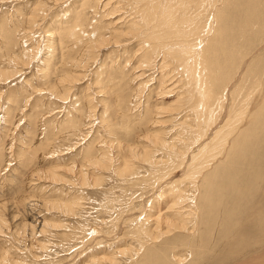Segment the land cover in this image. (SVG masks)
Here are the masks:
<instances>
[{"label": "rangeland", "instance_id": "1", "mask_svg": "<svg viewBox=\"0 0 264 264\" xmlns=\"http://www.w3.org/2000/svg\"><path fill=\"white\" fill-rule=\"evenodd\" d=\"M38 1L40 6L35 7ZM105 1L107 0H0V70L15 69L14 74L0 79V206H7L4 205L2 214L6 224L0 230V264H139L146 261L147 264H159V257L166 258L167 264H216V258L222 254L236 252L238 249L248 250L250 242L258 237L257 224L264 217V137L258 133L264 132L263 128L243 139L245 147L237 148L234 166L228 161L223 166L220 165V171L218 169L214 174L213 190L218 192V198L222 197L221 202L218 198L215 200L217 208L214 217L217 216L221 220L218 222L222 224L215 223L217 229L215 228L213 237H208L207 241L204 237L197 248H193L192 241L180 229H172L164 234L163 244L160 238L156 244L147 243L141 248L144 231L136 229L140 228L138 223L147 226L150 216L163 213L166 217L172 213L170 210L173 208L178 211L186 202L187 206L191 205L189 201L198 194V188L193 187V175H187L185 167L181 165L182 159L171 161L164 154H157L155 158L167 162L156 168L137 160L134 161L135 174L131 175H119L123 169L116 165L110 169L89 164L90 160L99 158L104 153L109 154L108 152L122 159L126 156L125 150L116 145H148L159 129L165 141L176 138V134L180 136L179 122L184 118L188 119L190 128L197 130L200 125L195 123L192 114L184 116L190 113V109L184 111V108L179 107L183 112L174 110L169 112L168 117H162V120L173 117L174 121L155 124L154 121L160 119L157 117L162 115L157 112L162 102L156 106L157 110L148 107L142 109L147 92L146 97L145 94L143 97L145 99L141 98V107H135L136 85L140 81H150L149 88L154 91L160 83L159 72L155 71L158 63L147 67L141 77H136L144 69L131 68L136 63L134 60L128 63L130 67L124 68V62L115 61V56L121 57L123 51L126 52L124 55L128 53L129 57L132 55L137 58V40L124 39L119 44L105 46L103 50L102 47L99 58L90 60L81 72L71 65L69 57L82 48L78 44L81 38L84 40L87 37L86 34H91L99 26L102 34L110 36L113 28L109 22L114 21L120 13L116 11L113 16H106L111 3L104 7ZM237 1L236 12L239 17L242 15L241 8L246 7L249 2L255 6L258 3L256 11L264 16V6L261 9L260 5L264 0ZM116 3L124 10L121 16H128L126 19L133 15L136 17L137 13L130 9V4L127 5L125 0H118ZM31 13L38 14V17L29 25ZM238 15L233 14L236 17L232 19H236L235 24H240ZM250 22L252 25L253 21ZM76 24H80L79 28ZM69 27H73V30L78 28L79 32L75 29L73 35L68 36L66 34L72 30ZM236 28L235 32L239 33L238 27ZM257 30L258 26L255 32ZM243 39L241 44L239 41L240 45L245 42ZM251 40L257 51L263 44L264 37L254 34ZM51 41L54 42L52 47L55 46L57 50L48 61L47 55L52 47L47 49V46ZM36 46L37 58L22 64L20 59L25 56L23 51ZM262 51L264 50L258 52V56L262 55ZM16 56L20 58L18 60L21 64L14 63ZM236 57L240 55L236 53ZM235 59L225 61L227 64L224 73L231 77L227 84L231 88L229 86L227 90L232 92L234 89L238 93L239 87L245 89L239 93L241 99L248 87V79L252 76L247 78L244 75V84L238 81L235 73L242 58L236 59L237 61ZM43 61L47 64L50 62L44 74ZM104 61L111 69L108 66L102 68L101 72L100 65ZM244 61H241L243 66ZM262 61L264 60L257 61L258 65L251 70L256 72L262 68ZM169 64V69L172 68L170 70L175 73L173 60ZM62 75L67 76L71 83L59 82ZM163 81L166 79L163 78L161 82L164 83ZM50 82L54 89H51ZM156 97L153 94L152 99ZM171 97L173 96L170 99ZM174 101L175 97L168 105H177L178 102ZM99 119H103V123ZM74 122L78 126L77 130L71 128ZM147 136L149 143L141 140H145ZM204 138L206 141V137ZM105 141L114 145L112 150ZM252 146L257 148L255 153L250 152ZM189 151L197 153L199 146L193 145ZM161 152L162 150L159 153ZM48 171H55L59 180L47 176ZM56 205L59 208H55ZM66 206H70L71 210L67 211ZM218 206L221 210L219 213ZM192 210L193 214L186 218L189 224L187 228L194 225L197 211L194 206ZM215 219L211 222L210 229H213ZM176 221L180 222L179 219ZM30 225L36 228L28 229ZM199 228L201 229V225ZM176 234L182 241L177 242L174 236ZM171 238L176 242L170 243ZM147 246L155 252L151 259H145L144 256ZM183 256H186L185 260H176Z\"/></svg>", "mask_w": 264, "mask_h": 264}, {"label": "bare ground", "instance_id": "2", "mask_svg": "<svg viewBox=\"0 0 264 264\" xmlns=\"http://www.w3.org/2000/svg\"><path fill=\"white\" fill-rule=\"evenodd\" d=\"M125 1L127 2V5L130 4L129 5L130 9L134 10L137 13L136 17L135 15H133L132 17L126 19L128 16H121L124 10L122 7H120V5H118V3H116L118 2V0H115V2L114 0L105 1L104 7L106 4L111 3L110 10L107 11L109 13L106 16L109 15L113 16V14H115L116 11H119L120 13V16H117V18L114 21L110 19L111 17L110 18L108 17V19L111 20L109 23L112 25L111 27L113 28L110 32L111 33L110 36H105L104 34H102L103 31L102 32L100 31L99 26H98L99 29L98 28L95 29L96 28L95 27L94 28L95 30L92 31L91 34H86L87 37L84 40L81 38L82 41L80 40L79 42L80 44H78V46L82 48L79 51H77L78 53L73 55L72 57H69V60L68 59L67 60L71 63L73 67L77 68L81 72L83 71V68H85L88 65L90 60H94L97 57L99 58V56L101 55L100 49L102 47L103 50L105 46L110 44L116 45L119 44L121 41H125V40H135V41L137 40L138 41L137 45L139 46V52L137 58L132 55H130L129 57L128 53L124 55L126 52L123 51L121 57L117 58L118 55L115 56L116 58L115 61L119 60L121 62H124L123 65L124 68L130 65V64L128 65V63L131 60H134L136 63L134 62L135 65L132 66L131 68L134 67V68L144 69V71L141 72L140 74H137L136 77L145 74L144 73L145 70L150 65L155 66L157 65L156 63H158V67L156 66L155 71L159 72L160 83L156 87L155 91L151 87L149 88V86L151 85V83H149L150 81L148 83H145V81H140L141 83L139 82L138 84L136 83L137 94L135 97L136 99L135 107L138 106L141 107V105L143 104L142 99H145L143 97L144 94L146 97V92H147V97L145 99L146 102L142 105L141 107L142 109L147 107L152 108V110L156 109V106L159 105V102H162V104L159 105V109L158 110L156 109L157 112L161 113L162 115L161 117H157L160 119L158 121H154L156 122L155 124L166 123L167 121L170 122L172 120L174 121L175 119H173V117H170V119L167 120H162V117L163 118L168 117L169 112H172L174 110L179 111L180 110L179 108H184V111H187L188 109L191 110L190 113L188 114L185 112L186 114L184 116L187 117L189 114H192L195 119V123L198 122V124L200 125L197 130H195L194 128H190L187 121L188 119L184 118L181 122H179L180 128L178 130L180 136L176 134L177 135L176 138L173 139L171 138L169 141H165L164 139H162V137L164 136H161V131L159 129L157 130L156 135H153L152 141H150V143L147 141L149 136H147L145 140L141 139L144 142L149 143L148 145L145 146L116 145L117 148L121 147V150L122 149L125 150L126 156L122 157V159L121 158L119 159L113 153H112L113 155H111V153L108 152L109 154L104 153L99 158L90 160L89 164L92 166L94 165L93 167L97 166L100 168H110V169L111 166L116 165L117 168L123 169V170L120 169L121 171L119 172V175H126V174L131 175V174H135L134 161L137 160H139L140 162L142 161L144 163H147L148 165H151V168H156V167H160L162 164H165L164 162H167L164 159L155 158V155L157 154H164L168 158L167 160H171V161H174L173 159L176 160L177 158L182 159L181 165L185 167L187 175L188 174L193 175V179H192L193 187H195V189L198 188L197 190L198 194L197 195L195 194V196L192 197L191 201H189L191 205L187 206L188 202H186L185 205H182L180 207V210L178 211H174L175 208L171 210L169 209L172 213H170L166 217L165 215L163 216V213H158L155 216L154 215L150 216L148 218L149 223L147 226H143V224L138 223L139 225L138 227L140 228H136V229L144 231L142 237L143 241L140 244L141 248L147 243L150 244L155 243L160 238H161L160 242L161 244H163L164 234L172 231V229H178V230L180 229V231L182 230L181 232L187 235V239L192 241L193 248H197L196 246H199L200 242L204 237H206V241L208 240V237H213V232L214 230L217 229L216 228L217 224L215 223H217L220 220L216 218L217 216L214 217L215 209L217 208L215 205V200L216 198L219 197V194H217L218 192L213 190L214 188L212 186L213 184L212 180L214 174L217 173L218 169H219L218 171H220L221 169L220 165L223 166V163L226 164L229 161L230 163H232V166H234L233 163H235L236 160L235 153L238 152L237 148L238 147L242 148V146L245 147V143H242L243 139L246 138L247 135L249 134L252 135L256 134L259 131V128L264 129V66L260 69H257V71L255 68L256 72L251 70L252 67H254L256 64L258 65L257 61H259L260 59L264 60V51L261 52L262 55L258 56L259 54L258 52L261 49L264 50V42L260 46V48L256 51V49L254 50L253 42L251 40L253 39L254 34H258L264 37V16L260 15L259 12L256 11V7L258 6L257 2H256L257 3L256 6L254 3H252L253 4L252 5L249 2L248 3L249 6L246 3L247 4L246 7L241 8L242 11L241 10L240 11L242 12V15L240 14L241 16L239 17L238 13L236 12V10L238 9L237 0H125ZM253 2L255 1L253 0ZM242 3L243 1L241 2L240 6L241 5L243 6ZM263 4L264 3L262 2L260 3L261 9L264 6ZM38 6H40L39 1L35 7ZM41 12L42 10L39 13L41 14ZM233 14L238 15L240 24L234 23L236 22V19L232 20L235 17L233 16ZM37 15L36 13L33 14L31 13V15L29 16V20H30L29 25H32L36 21L35 19ZM138 16L139 19L137 18ZM251 20L253 21L252 25L250 24ZM69 26L71 25L69 24ZM256 26H258L259 30L255 32ZM117 27L120 29H118ZM236 27H238L239 33L238 31L235 32V30L237 29ZM69 28H72V30H69L68 33L66 32L67 33L66 35L70 34V36H72L73 33L78 29L75 28L76 30L75 29L73 30V27H69ZM51 35H53V33ZM79 35H81V33ZM52 37L53 36H51V40ZM245 37H247L248 40ZM240 38L241 39L244 38L243 40L245 41L243 43L242 40L243 43L242 45H240L241 44ZM54 39L56 40L57 38ZM74 42L77 41L74 40ZM48 43L49 44L47 46V49L54 45V42L52 41ZM37 50L38 47L36 46V48L33 47L31 50L29 49L28 51H23V55L25 56L21 54V57L23 56L25 60H22L23 58L20 59L18 58V56H16L15 57L16 59L14 58L15 60L14 63L21 64V61H23L22 64L25 65L29 62L30 59L34 58L35 60L38 56V53H36ZM56 50H55V46L52 47L50 53H48L47 55L48 61H50L51 58L54 56ZM237 50L238 52H236ZM236 53L240 55V57H236ZM61 54H64V52ZM235 57L236 59L239 60L242 58L243 61L245 59L243 63L244 66L241 64L242 61L241 59L238 66V70L235 73V77L237 78V80L243 83L242 77L244 75H246L247 78L250 75L252 76V77L250 76L251 78L248 79V83H247L248 87L246 89L245 94L241 97V99L239 93L240 91H245V89H240L242 87H239L238 93L237 90L234 89L232 92H230V89L227 90V88L230 86V85L228 86L227 84L231 77H229V75L227 76L224 73V70L226 69L225 66L227 64V63L225 64V61L226 62L227 60L233 61ZM18 59H20L21 61H19ZM105 59L106 58H104V60ZM171 60H173V63L175 65V67H173V71L175 73H173L172 70H170L172 68L169 69V65H170L169 63H171ZM59 61H62V59ZM159 61L161 62L159 63ZM247 61L249 62L247 63ZM43 62L45 63V67L44 69H42V72L44 74L50 62L49 64H47L45 61ZM112 63L113 61L110 64ZM108 66L110 65H107L105 61L102 62V64L100 65L101 72L103 70L102 68H106ZM247 68H249V70ZM109 69H111V66L109 67ZM14 72L15 69L9 71L0 70V79L9 77L10 75L14 74ZM76 74L74 75L75 77L78 75ZM66 77L67 76L62 75L59 82H61L62 84L68 82ZM163 78L166 79L165 82L163 81L164 83L161 82ZM175 81H177V83H174ZM51 83L52 82H50L49 85L51 89H54V85ZM63 86L65 87V85ZM65 89H69V88H65ZM174 90H176V92H174L175 94L173 93ZM153 94L157 96L155 99H152ZM63 95L65 94H62V96ZM170 96H173L171 97V99L175 97V101L178 102V104L176 103L177 105H168L170 104L169 101H171ZM64 97L67 96L65 95ZM181 112L183 111L180 110V113ZM94 120H96V118ZM102 120L103 119H99L100 122H102ZM75 123L76 122L72 123V127H71L72 130H77L78 126ZM154 126H158V125H154ZM125 132L127 133L129 131H125ZM258 133L264 137V132L259 131ZM204 137H206V141ZM105 143L107 144V141H105ZM107 145H109V149L112 150L114 145L111 143ZM193 145L194 147L199 146V151L197 153H193L192 151L191 152L189 151ZM160 150H162L161 153H159ZM256 151L257 148L255 146H252L250 152L255 153ZM159 169L165 170V168H159ZM70 170L71 169H69V171ZM52 172L53 171L50 172L48 171L46 173L47 176H51L53 180L56 181L59 180L54 174L55 171L53 173ZM199 191H201L200 194ZM177 195H179V193ZM218 199L219 202L222 201V197ZM73 204H71L72 208H73L72 206ZM4 205L2 204L0 206V230H2L1 228L4 227V225L6 224L4 217L2 215L4 214L3 213ZM60 205L63 206L62 204ZM74 206H76V204ZM192 206L195 207L197 213L194 215V220H193L194 225L191 228H187L189 224L187 223L186 218L188 216H191V214H193L194 212L192 210ZM219 206L217 209L218 211L217 213H219L220 210ZM71 207L66 206L67 211L71 210ZM55 208H59V207H57L56 205ZM177 219H179L180 222L176 221ZM214 219H215V222L213 223L214 226L212 224L213 229L211 228L212 229L211 230L210 229L211 222ZM262 219L263 220L259 221V223L257 224L260 230V232L259 230L257 232L258 237L250 242V247L248 248V250L245 251L242 250L244 251V253H242V251L238 249V251L236 252L232 251L224 255L222 254V256L216 258L218 261V263L216 264H228V263L229 264H264V217ZM218 224L221 225L222 223L218 222ZM200 225H201V229L199 228ZM25 226L27 227V224ZM32 226L31 225L28 226V229L30 228L31 230H33L36 228V226L33 227ZM217 232H219V230ZM168 235L169 234H167V236ZM174 236L175 239L177 238L178 240L177 242L181 240L178 238L177 234ZM175 239L171 238L169 240L171 241L170 243H175L176 242L174 241ZM145 250H146L144 252L145 259H151L154 256L155 252L148 246L145 248ZM225 255L228 256L225 257ZM185 257L186 256H183V258L179 257L178 259L176 258L175 259L177 261H181V259L185 260L186 259ZM158 259H159L158 262L159 264H167L166 258L159 257ZM225 259L227 260V263L225 262L226 261ZM139 264H147V261L144 263L141 262Z\"/></svg>", "mask_w": 264, "mask_h": 264}]
</instances>
